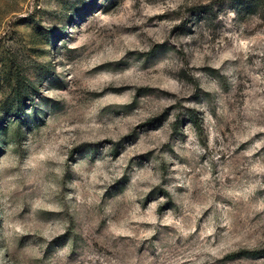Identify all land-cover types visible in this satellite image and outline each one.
Returning a JSON list of instances; mask_svg holds the SVG:
<instances>
[{"label": "rangeland", "instance_id": "1", "mask_svg": "<svg viewBox=\"0 0 264 264\" xmlns=\"http://www.w3.org/2000/svg\"><path fill=\"white\" fill-rule=\"evenodd\" d=\"M0 264H264V0H0Z\"/></svg>", "mask_w": 264, "mask_h": 264}]
</instances>
